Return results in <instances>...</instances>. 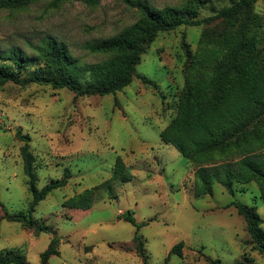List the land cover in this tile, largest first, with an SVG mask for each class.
<instances>
[{
	"label": "rangeland",
	"instance_id": "obj_1",
	"mask_svg": "<svg viewBox=\"0 0 264 264\" xmlns=\"http://www.w3.org/2000/svg\"><path fill=\"white\" fill-rule=\"evenodd\" d=\"M136 0L62 2L37 0L20 9H0V54L17 48L35 56L47 39L63 43L78 66L101 63L106 56L87 46L108 39L139 18ZM156 9L182 7L186 0H145ZM231 0H206L197 19L214 15ZM253 12L259 17L258 49L264 51V0ZM217 20L198 27L181 26L160 33L141 56L133 82L115 95L73 100L67 90L46 86L0 88V202L10 215L26 213L31 201L22 171L20 130L30 136L36 187L70 177L64 188L50 193L32 214L59 238V255L47 264H143L135 251L136 227L120 215L132 214L144 244L147 264H264V256L249 242L243 218L231 202L255 208L264 229V206L256 183L234 185L229 195L217 183L211 195L195 198L197 166L160 140V132L175 117L181 90L195 74L194 55L202 33L219 34ZM260 152H264L260 151ZM117 159L132 179L112 183L94 195L89 210L66 209L63 202L96 187L113 173ZM0 208V253L20 252L26 264H40L53 235L26 229L3 219ZM183 242L181 257L170 248Z\"/></svg>",
	"mask_w": 264,
	"mask_h": 264
},
{
	"label": "trees",
	"instance_id": "obj_2",
	"mask_svg": "<svg viewBox=\"0 0 264 264\" xmlns=\"http://www.w3.org/2000/svg\"><path fill=\"white\" fill-rule=\"evenodd\" d=\"M37 0H0V9H20ZM82 1L97 4L98 0ZM258 0H231L214 15L197 19L206 0H186L179 8L156 9L145 0L132 2L139 12L138 20L120 34L95 41L87 46L91 54L106 56L101 63L80 67L63 43L47 39L35 56H27L17 48L0 54V88L6 83L20 87L46 86L67 90L73 100L83 97H106L127 88L134 80L136 67L148 46L160 33H169L181 26L198 27L217 20L224 23L219 34L202 33L194 55L195 74L188 77L181 90L175 117L160 132V140L173 147L187 162L197 166L194 173L195 198L211 195L212 186L219 184L227 194H234V185L254 182L259 187L264 206V51L258 49L262 23L253 12ZM22 142V171L27 178L31 201L26 213L10 215L3 204V219L18 222L26 229L52 234L47 249L40 255V264H47L59 255V238L53 229L32 216L35 207L50 193L66 186L70 177L65 171L60 179L51 180L37 189L34 158L29 149L30 136L20 130L15 133ZM132 175L120 159L113 173L102 184L74 195L63 202L66 209L89 210L94 195L112 183L130 182ZM245 222L249 242L264 256V229L255 208L231 202ZM136 227L133 237L135 251L147 264L144 244L132 214H120ZM183 242L170 248L171 255L181 257ZM206 264H222L204 257ZM0 264H26L20 252L0 253ZM246 264H256L247 261Z\"/></svg>",
	"mask_w": 264,
	"mask_h": 264
}]
</instances>
